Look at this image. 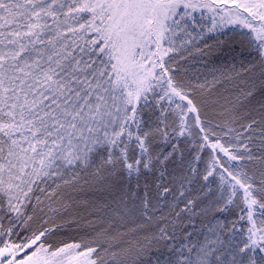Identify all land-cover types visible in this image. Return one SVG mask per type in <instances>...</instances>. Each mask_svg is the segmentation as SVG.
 Wrapping results in <instances>:
<instances>
[{
  "label": "snow or ice",
  "instance_id": "6c2138e0",
  "mask_svg": "<svg viewBox=\"0 0 264 264\" xmlns=\"http://www.w3.org/2000/svg\"><path fill=\"white\" fill-rule=\"evenodd\" d=\"M0 264H264V0H0Z\"/></svg>",
  "mask_w": 264,
  "mask_h": 264
}]
</instances>
